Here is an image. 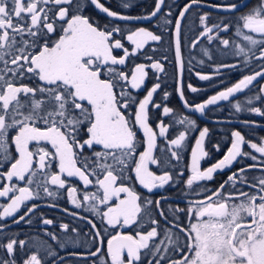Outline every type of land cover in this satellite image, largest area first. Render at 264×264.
I'll return each instance as SVG.
<instances>
[{
	"label": "snow or ice",
	"instance_id": "obj_1",
	"mask_svg": "<svg viewBox=\"0 0 264 264\" xmlns=\"http://www.w3.org/2000/svg\"><path fill=\"white\" fill-rule=\"evenodd\" d=\"M163 5L164 0H155L151 12L133 16L113 11L101 0H0V167L10 165L7 172H0V181L15 178L26 182L23 187L4 184L0 189V197L10 201L0 204V220L13 218L16 224L31 223V215L40 205L26 202L41 199V190L55 199L58 194L49 184L60 189L67 186L68 200L74 208L89 211L100 221L97 225L87 220L95 250L72 253L86 257L85 264L87 257L94 258V264H264V138L259 143L249 141L240 130L234 129L222 158L202 169L201 161L210 157L206 144L209 127L198 128L195 118L180 117L178 109L154 100L161 89L159 74L165 69L161 59L156 58L158 49L153 43H162L163 35L147 27L130 30L127 25L117 23L141 20L151 23L159 17L165 25L162 31L167 32L166 26L172 21L166 17L172 13L170 10L162 14ZM200 5L201 0H188L179 10L174 21L173 46L175 64L181 73L176 92L182 107L204 115L206 110H216L219 102L231 103L235 94L245 89L251 91L259 80H264V0L237 18L234 35L244 43L221 38L220 33L232 30L230 23L221 20L210 25L208 13L199 16L201 31L192 40V46H198L201 37L209 44L219 40L225 48L231 45V54L239 58L236 64L219 65L215 75H220V68L242 70L253 61L258 70L243 75L202 102L193 103L185 96L182 85V21L192 9L199 11ZM93 6L105 14L107 22L103 26L85 15ZM118 6L123 10L133 7L128 0H120ZM209 7L231 12L237 5ZM117 51L122 55H117ZM201 52L211 59L207 47H202ZM149 68L154 70L156 82L141 99L140 92L150 78L146 71ZM196 75L201 81L212 80L211 75ZM188 89L192 93L204 91L191 84ZM169 96L164 91L162 101ZM254 100L264 104V85L259 86L255 95L247 97L246 104L237 102L232 107L237 113L247 111L264 116V107L254 106ZM158 113L174 119L165 124ZM241 123L250 126L254 122ZM175 124L184 130L175 129ZM170 129L177 134L167 139ZM192 129L199 134L191 148V162L184 165L189 173L184 183L193 189V194L199 196L203 192L204 196L189 200L186 209L169 207L173 217L170 219L162 207L167 197L144 199L126 182L138 184L149 193L169 185L173 173L168 168L175 167L173 160L179 163L182 159L178 150L184 147ZM158 135L167 139L165 147L158 146ZM10 145H14L16 155L9 151ZM244 145L252 151L244 150ZM141 147L143 151L139 150ZM212 148L220 152L222 146L216 143ZM154 150L159 155H154ZM238 158L253 163L231 172L215 190L198 183L212 181L218 171L230 169L234 162L241 163ZM150 165H157L161 174L157 175ZM258 167L261 175L249 179L247 173ZM179 175L183 177L185 172ZM68 178H78L85 189L95 186L96 192L85 191L83 199H78L76 193L81 190L71 186ZM228 185L233 191H228ZM245 186L251 191L242 190ZM151 206L161 219L154 217ZM22 209L23 214L16 216ZM181 215L187 218L186 225L181 223ZM145 220L151 225L147 231H143ZM42 222L53 224L46 218ZM5 227L0 225V252L6 253L7 258L0 255V264H19L17 248L24 253L27 242L18 240V234L9 236ZM60 227L64 231L69 229L68 224L62 223ZM118 227L134 231L125 234L115 231ZM173 228L177 231L173 232ZM45 235L59 243L54 232L46 231ZM47 255L57 256L51 245ZM20 259L23 264H44L35 253L21 255ZM60 264H64L63 258Z\"/></svg>",
	"mask_w": 264,
	"mask_h": 264
},
{
	"label": "trees",
	"instance_id": "obj_2",
	"mask_svg": "<svg viewBox=\"0 0 264 264\" xmlns=\"http://www.w3.org/2000/svg\"><path fill=\"white\" fill-rule=\"evenodd\" d=\"M201 1H208L215 4H236L241 0H227V1H213V0H201ZM105 6L109 7L111 10L116 11L118 13L126 14V15H142L144 13L151 12L155 7V0H128L133 7H130L127 10L121 9L118 5L120 0H101ZM188 0H164V5L162 7V14H167L171 10V16H167L166 18L171 20L172 23L168 24L166 27L168 28L167 32H163L162 29L165 25L160 21L159 17L154 18L151 23L149 22H132V21H117V23L121 25H127L128 29L134 30L135 27L143 26L147 27L150 30H153L157 34H162L164 40L162 43H154L153 47L158 49L156 53V58L161 59V62L164 65L165 71L160 73V83L161 89L158 90L157 94L154 95V100L157 103H164L167 106L172 107L174 110H179L180 117L182 116H189L195 118L197 121L198 128H203L204 126L209 127L210 129V136L206 141L207 150L210 151V157H208L204 162L202 168L209 167L211 164L215 163L219 160L227 146L229 145L230 133L232 130H240L242 134H244L249 141H254L259 143L261 138H264V116H258L254 114H250L247 111L237 113L235 112L234 108L232 107L233 104L237 102H242L246 104L247 97L255 95L258 91L260 85H264V80H259L256 84V87L253 88L251 91L245 89L243 93H238L237 96L231 98L230 101H223L219 102V107L214 111L206 110L204 114V118L208 121L201 120L197 114H190L185 111L182 107V102L179 99V94L176 92V88L179 87L178 85V69L175 64L174 52H173V31H174V21L175 18L179 15V10L183 7ZM259 3V0H251L250 4L239 12H231V13H218V12H210L205 9L199 8L197 11L195 8L186 13V18L182 21V54H183V63H184V70L182 74V85L185 96L188 98L189 102L199 103L202 102L204 99H207L208 96L215 94V92L223 90L226 86H231L232 84L236 83L240 78H242L245 74H250L251 71L258 70L256 68V62L253 61L248 68L238 67L236 69H228V68H220V75H215V68H217L221 64H236L238 59L234 57L231 52L232 46L225 48L219 40L214 41L213 44H209L206 39L201 37V43L193 47L192 40L199 35L201 31V27L199 24V16L203 13L209 14V24H216L220 23L221 20L224 22L230 23L232 26V30L227 33H220L221 38H228L230 40L237 41V36L234 35L235 33V26L238 23V17L247 13L251 8L256 6ZM85 15H89L93 18V21H99L101 26H103L107 22V18L105 14L99 13L98 10L89 8ZM125 45L129 47V45L124 41ZM202 47H207L210 52L211 59L207 56H204L201 52ZM227 53V54H225ZM117 55H122L120 51H117ZM167 56V60H162V57ZM203 61V63H201ZM141 62V61H137ZM191 69V71H189ZM149 72L150 78L146 79V87L144 91L140 92V98L142 99L143 96L146 94L147 89L151 88L153 84L156 82L155 76L152 75V69H146ZM196 73L211 75L212 80L210 81H201L199 80ZM220 80H223L224 83L221 84ZM181 84V83H180ZM188 84L196 87L197 89H203L204 91H198L197 93H192L188 89ZM215 84L216 87H212L211 85ZM137 90H133L135 92ZM167 91L170 93V96L167 101H162L163 92ZM254 106L264 107V104L261 103L259 100L253 101ZM211 107V106H210ZM162 113V110H161ZM160 119L165 123L168 124L170 120L174 119L171 115L165 117L161 114ZM219 121V122H216ZM241 121H252L254 122L250 126H245L241 123ZM175 129L184 130L183 126L179 124L174 125ZM158 133V129H156ZM14 134V133H13ZM176 131L170 129V132L167 136V139L174 138L176 135ZM198 135V131L193 129V132L190 136L187 137L184 147L178 151H180L182 159L177 163L176 161H172V164L175 167H169L168 171L173 173V181L169 185H165V187L161 191H153L149 193L147 189L140 187L138 184H132L131 181H127L126 183L134 186L136 190L142 195L144 199H151L153 201L158 200L162 196L169 197V200L162 201V207L165 210V213L169 215L170 219H173L172 214L168 212L169 207L175 209V206L179 208H185L186 205L184 202H178V199H188V200H196L202 199L204 193L201 192L199 196L193 194V189H189L186 187L184 181H186L188 172L184 169L185 164H189L190 161V154L191 148L193 147V143L195 138ZM140 136L143 135L140 133ZM167 139L164 137H159L158 135V146L165 147L167 143ZM220 143L222 148L220 152H216L214 148H212L213 144ZM143 151L141 147L139 149ZM244 150L248 151V147L244 148ZM9 151L16 155L14 145L9 146ZM154 155H159L158 151L155 150ZM241 163H236L234 165V169L241 168L246 166L247 164H251L253 162L240 159ZM10 165H6L2 167L3 172H7L8 167ZM150 169L155 171L157 175L161 174L160 169L157 165H150ZM58 171V169H56ZM181 171L185 172V175L181 177L179 173ZM258 172H261L260 168L258 167L255 170H250L247 175L249 179L254 177ZM228 171H219L214 174V179L212 181H203L199 183L203 185L209 190H215L219 187L221 183L224 182L226 177L228 176ZM64 178V177H62ZM71 186L78 187L81 191L76 193L78 199H83V194L85 191L89 193H95L96 187L90 185L87 189L84 188V185L78 178H68ZM94 179V178H93ZM25 181H21L20 186H25ZM51 190L57 192V197L55 199L48 197L43 191H40L41 199L35 201H28L27 203L31 205V203H36L40 205L38 210H36L34 215H31V223L21 222L17 225H13L11 227L6 226L5 231L9 236L13 234H18V240H25L27 245L25 247L24 253H21L19 248H17V258L19 260V264H23V261L20 259L21 255H30L33 250L29 247L31 244H38L40 246L45 247L48 249V245L52 246V250L57 253L55 258L50 257L47 253H40L38 254L43 260L44 264H53V259H55V264H60V258H63L64 264H85L84 256L77 258L79 256L72 255L69 253L68 250L60 251L58 250V243L52 241L50 237L45 235V232H54L56 236L59 238V242L62 239V236L68 237H75L80 236V246L84 247L87 246L86 244H90L91 250H95L93 245L91 244L93 236L90 232V225L87 223V220H92L94 223L99 225V217L94 216L91 212L85 211L84 209H75L74 206L70 204L68 200V193H67V186L65 189H60L58 186L48 185ZM34 187V186H31ZM194 188L196 186L194 185ZM228 185V190H229ZM243 190L251 191L250 189L243 188ZM196 191H199V188H196ZM49 204H55L56 207H48ZM101 209H104V206H100ZM153 207L154 217L156 219H161L159 217L158 212ZM67 209L68 211H64ZM186 209V208H185ZM24 209H22L16 216L22 215ZM76 212L78 213L77 216H73L70 213ZM81 217H86L87 219H81ZM50 219L53 221L51 225L43 224V219ZM27 219V218H26ZM181 223L186 225V217L184 215L180 216ZM145 222V228L143 231L149 230L150 226ZM68 224L69 229L64 231L61 229V224ZM1 225V224H0ZM6 225V224H5ZM163 226V222L161 223V228ZM169 227H171L169 225ZM72 229H76V231H72ZM175 229V228H173ZM102 230V229H101ZM118 228L115 230L117 231ZM177 230V229H175ZM111 231V229H110ZM134 229L132 228H125L122 229V233L129 234L133 232ZM47 241V243H44ZM4 243L7 240L3 241ZM98 244V241H97ZM106 244V242H105ZM105 244L103 247H105ZM88 249V250H89ZM88 250L83 251L86 253ZM82 249H79L78 252H81ZM0 255H4L6 257V253L0 252ZM87 264H94V258L87 257ZM98 264V262H97Z\"/></svg>",
	"mask_w": 264,
	"mask_h": 264
},
{
	"label": "rangeland",
	"instance_id": "obj_3",
	"mask_svg": "<svg viewBox=\"0 0 264 264\" xmlns=\"http://www.w3.org/2000/svg\"><path fill=\"white\" fill-rule=\"evenodd\" d=\"M213 1H227V0H213ZM245 32L247 31V30H244ZM125 42L128 44V42L125 40ZM237 42H240V43H244L243 41H242V38L241 37H238L237 36ZM154 44V43H153ZM131 46L129 45V48H130ZM231 50H233L232 48H231ZM173 52H174V48H173ZM122 53V52H121ZM174 58H175V54H174ZM216 69V68H215ZM235 96H237V94H235ZM234 96V97H235ZM234 97H232V98H234ZM231 99V98H230ZM192 132H193V129L192 130H190V133H188L187 134V137L188 136H190L191 134H192ZM199 134V133H198ZM197 137H198V135H197ZM196 137V138H197ZM195 138V139H196ZM157 139H158V136H157ZM195 145V140H194V143H193V145L192 146H194ZM248 151H252L251 149H249L248 148ZM154 152H155V150H154ZM256 155L259 157V154L258 153H256ZM190 158H191V154H190ZM208 157H206V158H204L202 161H201V163H203L206 159H207ZM240 158H238V160H239ZM241 159H243V160H247V161H250V162H253V161H251V160H249V159H247V158H241ZM190 164V163H189ZM207 168V167H206ZM206 168H203V169H206ZM0 172H3L2 171V167H0ZM219 172V171H218ZM261 175V172H258L255 176H260ZM203 182V181H202ZM20 183H21V181H17L15 178H13V181H7V180H3V181H0V189H2V187H3V185L4 184H16L17 186H19V187H22V186H20ZM198 183H201V182H198ZM163 188H157V189H153V191H160V190H162ZM152 191V192H153ZM228 191H233V189L231 188V189H229ZM16 194H18V193H16ZM12 195V193H9V196H11ZM8 202H10L6 197H0V204H4V205H6ZM27 203V202H26ZM71 204V203H70ZM72 205V204H71ZM73 206V205H72ZM187 206L188 205H186L185 206V208H187ZM0 211H2V208H0ZM15 215H17V214H15ZM187 218H186V224H187ZM0 224L1 225H5V226H8V227H11V226H13V225H17L16 223H13V218H4V219H2V220H0ZM125 228H127V227H118V230L117 231H122V229H125ZM162 228H163V226H162ZM177 230H175V229H173V232H176ZM90 240H92V237H91V239ZM92 242V241H91ZM59 244H64L65 245V247L64 248H60L59 247ZM92 244V243H91ZM98 244H99V241H98ZM31 245H35V246H31ZM29 247L33 250V252H31V254H40V253H47V250L45 249V247L43 248V246H40V245H38V244H31ZM58 245V250H60V251H66V250H68L69 251V253H83V251H86V250H88L89 248H90V244H86L87 246H84V247H81L80 246V236H75V237H68V236H62V239H61V241L57 244ZM105 246H106V244H105ZM79 249H82V251L81 252H78V250ZM30 254V255H31ZM43 254V255H44ZM77 256H79V257H77V258H80V257H82L81 255H77ZM81 259V258H80Z\"/></svg>",
	"mask_w": 264,
	"mask_h": 264
},
{
	"label": "water",
	"instance_id": "obj_4",
	"mask_svg": "<svg viewBox=\"0 0 264 264\" xmlns=\"http://www.w3.org/2000/svg\"><path fill=\"white\" fill-rule=\"evenodd\" d=\"M251 0H241L240 2L236 3L237 5V8L236 9H233L231 12H239V11H242L243 9H245L249 4H250ZM209 5H215V3H212V2H208V1H201V5H200V8L202 9H205L207 11H210V12H218V13H231V12H228V11H224L222 9H217V8H214V7H209ZM163 7V6H162ZM132 22H148V21H132ZM173 34H174V31H173ZM178 69V68H177ZM181 83V73L178 69V85H180ZM186 112L190 113V114H194L192 112H189L188 110L185 109ZM197 114V113H195ZM198 117L203 120V121H208L207 119L204 118V115H201V114H197ZM141 134L143 135V133L141 132ZM154 154V153H153ZM227 179V178H226ZM225 179V180H226ZM224 180V181H225ZM219 188V187H218ZM188 202V201H187Z\"/></svg>",
	"mask_w": 264,
	"mask_h": 264
},
{
	"label": "flooded vegetation",
	"instance_id": "obj_5",
	"mask_svg": "<svg viewBox=\"0 0 264 264\" xmlns=\"http://www.w3.org/2000/svg\"><path fill=\"white\" fill-rule=\"evenodd\" d=\"M229 144H230V142H229ZM247 147V145H244L243 146V149L244 148H246ZM227 150V149H226ZM226 150H225V152H226ZM222 158V157H221ZM241 159V158H240ZM239 159V160H240ZM191 160V159H190ZM236 164V162H234V164L232 165V166H230V169H225V170H223V171H228L229 172V174H231V172H234V171H236L237 169H239V168H236V169H234V165ZM203 166V163H201V167ZM203 169V168H202ZM228 174V175H229ZM227 178V177H226ZM229 188L231 189L232 187H231V185H229ZM243 188H246V186L245 187H243ZM243 190V189H242ZM161 191V190H160ZM244 191H247V190H244ZM162 197H166L165 195L164 196H162ZM159 199H161V197L159 198ZM167 200H169V197H167ZM178 202H184V204L186 205V204H188V202L187 201H189L188 199H183V201H181V199H178L177 200ZM178 206H175V208H177ZM171 226V225H170Z\"/></svg>",
	"mask_w": 264,
	"mask_h": 264
}]
</instances>
